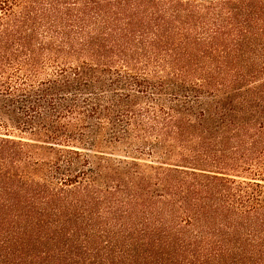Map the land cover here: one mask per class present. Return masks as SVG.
Wrapping results in <instances>:
<instances>
[{"label": "trees", "instance_id": "1", "mask_svg": "<svg viewBox=\"0 0 264 264\" xmlns=\"http://www.w3.org/2000/svg\"><path fill=\"white\" fill-rule=\"evenodd\" d=\"M0 264H264V0H0Z\"/></svg>", "mask_w": 264, "mask_h": 264}]
</instances>
